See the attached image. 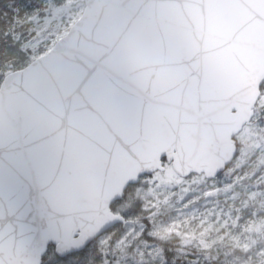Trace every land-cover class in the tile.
<instances>
[{"label":"water","instance_id":"95a60500","mask_svg":"<svg viewBox=\"0 0 264 264\" xmlns=\"http://www.w3.org/2000/svg\"><path fill=\"white\" fill-rule=\"evenodd\" d=\"M84 6L0 84V264L81 251L125 222L111 204L164 162L215 178L259 96L264 0Z\"/></svg>","mask_w":264,"mask_h":264},{"label":"rangeland","instance_id":"374dc122","mask_svg":"<svg viewBox=\"0 0 264 264\" xmlns=\"http://www.w3.org/2000/svg\"><path fill=\"white\" fill-rule=\"evenodd\" d=\"M36 2L45 6L47 16L36 17L32 25L25 22L9 27L10 39H13L16 45L20 43L17 56L24 55V60L17 66L30 63L51 49L53 44L63 37L80 17L84 8L83 0H36ZM13 56L3 60L2 65L9 67L5 61L10 62ZM255 110L262 114L261 117L255 119L244 129L236 137V141L241 144L239 161L243 157L246 158L245 160L253 159L262 167L264 166V93ZM240 165L235 162L226 175L206 184L200 177L181 179L170 166L161 173H155L142 179V183H146L147 186L135 195L138 197L136 210L146 214L148 227L145 229V224L133 225V214L130 213L131 206L134 205L132 201L128 199L126 202L116 205L117 210L128 213L129 222L123 227L122 234L112 247L108 246V238L98 239L97 245L101 247L104 256L102 263L166 264L160 248L154 242L148 241L147 238L151 239L174 231L185 243L191 244L199 252H202L198 257L189 256L188 254L191 253H187L186 264H205L206 262L212 264H264V220L260 222L255 219L251 220L252 224L248 222L246 227L242 231H238L235 236L233 226H236L237 219L232 221L228 212L234 204L235 196H237L235 193L240 194L241 187L237 185H242V190L246 189L243 179L232 180L229 177L230 173L237 170ZM215 189H219V193L211 199H206L205 194ZM197 190L200 191L199 198L202 199L203 204L210 203L215 208L216 206L229 207L221 214L224 221H220L219 226L214 227V223H211V219L207 215L195 229L189 228L184 231L175 229L172 225H167L162 221L164 211L177 206L183 198ZM130 198L133 197L130 195ZM247 203L245 202L242 206L246 207ZM145 230L146 234L144 235ZM215 232L216 235H214ZM231 233L233 234L231 235ZM242 242L244 244L241 246ZM247 243L249 248L246 251L244 247L247 246ZM236 249H241V252ZM216 251L222 255L219 262H214Z\"/></svg>","mask_w":264,"mask_h":264},{"label":"trees","instance_id":"16d2710c","mask_svg":"<svg viewBox=\"0 0 264 264\" xmlns=\"http://www.w3.org/2000/svg\"><path fill=\"white\" fill-rule=\"evenodd\" d=\"M45 16H47L45 14V6L38 4L36 0H0V82L6 71H14L23 68L28 64L25 63L21 64V66H17L24 60V55L17 56V49L20 43L16 45L14 44L13 39H10L9 27L14 24L17 26L25 22L32 25L36 17ZM14 54H16V56H13ZM11 56H13V58L10 62L5 61L9 67L3 66V60H6L7 57ZM240 151L241 145H239L237 151L238 163L241 165L237 170L235 169L234 172L230 173L229 177H231L232 180L243 179L246 184L244 185L246 189L242 190V185H237L238 187H241L240 194L235 193L237 196H235L234 204L230 208L217 206L215 208L210 205V203L203 204L202 199L199 198L200 191L197 190L192 194L187 195L186 198H183L177 206L168 211H164V213L161 212L162 221L167 225H172L175 229L184 231V229L189 228L195 229L205 220V216L207 215L211 219V223H214V227H217L219 226L220 221H224V217L221 214H223L224 210L229 208L228 212L231 220L233 221L237 219L236 226H233L234 234L236 236L238 231H242L251 220L255 219L259 222L264 220V166L260 167V163L255 162L253 159L245 160V157L239 161V157L241 156ZM233 164L234 163H232L224 173L219 174L216 179L221 178L224 174L226 175V172L233 166ZM257 168L258 170H256ZM191 177L197 178L198 176L192 175L187 179ZM145 178L148 177H142L137 184L128 187L123 198L117 203V205L126 202L128 199L132 201L134 205L131 206L132 210L130 213L133 214V225L145 224L146 229L148 227V218L146 214L142 213V211L136 210L138 207V197L135 196L137 192L146 188L147 184L142 183L141 181ZM200 178L205 184L209 182L205 180L204 177ZM130 195L133 198H130ZM245 202H248L247 206L243 207L242 205ZM112 208L128 217L127 212L117 210L115 206ZM123 227V225H117L107 234L103 235V237L108 238L109 247H112L120 237ZM145 234L146 230L144 232V235ZM232 234L233 233H231V235ZM214 235H216V232ZM147 240L157 244L166 264H171L172 262L173 264H186L187 253H191L188 255L193 257H198L202 254V252H199L195 247L191 246V244L185 243L174 231L151 239L147 238ZM97 242L98 240H95L81 252L73 253L63 258H59L55 255L53 247L49 246L46 255L42 259V264H103V251L101 247L97 245ZM243 244L244 242L240 245L242 246ZM248 246L249 244L247 243L244 250L247 251L249 248ZM236 250L241 252V249ZM221 259L222 255L216 251L214 262H219ZM205 264L212 263L206 262Z\"/></svg>","mask_w":264,"mask_h":264},{"label":"flooded vegetation","instance_id":"af4514ba","mask_svg":"<svg viewBox=\"0 0 264 264\" xmlns=\"http://www.w3.org/2000/svg\"><path fill=\"white\" fill-rule=\"evenodd\" d=\"M256 115H257V118L256 119H258V118H260L261 117V113H258V111L256 110ZM255 121V120H254ZM254 121H252V122H254Z\"/></svg>","mask_w":264,"mask_h":264}]
</instances>
